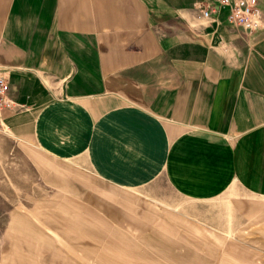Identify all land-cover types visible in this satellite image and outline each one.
Returning a JSON list of instances; mask_svg holds the SVG:
<instances>
[{
	"label": "crops",
	"instance_id": "obj_1",
	"mask_svg": "<svg viewBox=\"0 0 264 264\" xmlns=\"http://www.w3.org/2000/svg\"><path fill=\"white\" fill-rule=\"evenodd\" d=\"M200 3L0 0L1 129L114 187L264 198V27Z\"/></svg>",
	"mask_w": 264,
	"mask_h": 264
},
{
	"label": "rangeland",
	"instance_id": "obj_2",
	"mask_svg": "<svg viewBox=\"0 0 264 264\" xmlns=\"http://www.w3.org/2000/svg\"><path fill=\"white\" fill-rule=\"evenodd\" d=\"M71 164L0 127V264H264V198L162 176L125 189Z\"/></svg>",
	"mask_w": 264,
	"mask_h": 264
},
{
	"label": "built area",
	"instance_id": "obj_3",
	"mask_svg": "<svg viewBox=\"0 0 264 264\" xmlns=\"http://www.w3.org/2000/svg\"><path fill=\"white\" fill-rule=\"evenodd\" d=\"M221 8L229 10L228 21L250 32L264 27V15L259 8V0H214V3H200L197 7L199 16L214 19ZM0 70V125L3 122L2 110L11 106L12 99L8 95L11 84L9 77Z\"/></svg>",
	"mask_w": 264,
	"mask_h": 264
}]
</instances>
